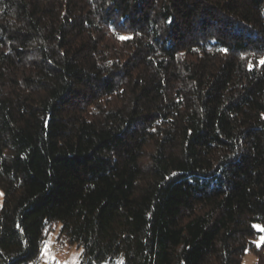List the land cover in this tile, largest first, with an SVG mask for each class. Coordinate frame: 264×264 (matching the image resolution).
Listing matches in <instances>:
<instances>
[{"label": "trees", "instance_id": "1", "mask_svg": "<svg viewBox=\"0 0 264 264\" xmlns=\"http://www.w3.org/2000/svg\"><path fill=\"white\" fill-rule=\"evenodd\" d=\"M261 58L264 0H0V264L55 230L78 264H264Z\"/></svg>", "mask_w": 264, "mask_h": 264}, {"label": "rangeland", "instance_id": "2", "mask_svg": "<svg viewBox=\"0 0 264 264\" xmlns=\"http://www.w3.org/2000/svg\"><path fill=\"white\" fill-rule=\"evenodd\" d=\"M3 194L0 190V206L2 204ZM56 230L52 231L42 252L39 264H78L80 249L76 246L59 247L55 243ZM260 244V240L256 241ZM241 264H255V257L252 253L247 252L242 258Z\"/></svg>", "mask_w": 264, "mask_h": 264}, {"label": "snow or ice", "instance_id": "3", "mask_svg": "<svg viewBox=\"0 0 264 264\" xmlns=\"http://www.w3.org/2000/svg\"><path fill=\"white\" fill-rule=\"evenodd\" d=\"M259 63L264 64V58H261V60L259 61ZM262 230H264V229H262Z\"/></svg>", "mask_w": 264, "mask_h": 264}]
</instances>
